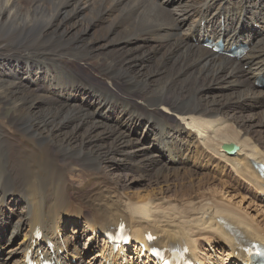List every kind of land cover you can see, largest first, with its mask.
<instances>
[{"label": "bare ground", "instance_id": "6f19581e", "mask_svg": "<svg viewBox=\"0 0 264 264\" xmlns=\"http://www.w3.org/2000/svg\"><path fill=\"white\" fill-rule=\"evenodd\" d=\"M0 26L56 40L35 58L0 42V105L14 108L0 112V264H161L142 254L149 233L202 264L251 261L242 249L264 245V0H0ZM121 172L153 178L130 191ZM218 175L260 204L244 210L234 185L197 191ZM122 222L131 240L116 248Z\"/></svg>", "mask_w": 264, "mask_h": 264}, {"label": "rangeland", "instance_id": "374dc122", "mask_svg": "<svg viewBox=\"0 0 264 264\" xmlns=\"http://www.w3.org/2000/svg\"><path fill=\"white\" fill-rule=\"evenodd\" d=\"M48 1L50 2V0H48ZM0 29H2L1 26H0ZM12 33H14V32H9L8 34H5L3 31L0 30V42H2V43L4 42L2 46H4V47L13 46V47L18 48V49H28L29 51H31L30 52L31 55H33V56H30L32 58H35L34 54L37 52L38 49L42 50L45 47L49 48L50 45H51L50 47L56 45V44L52 45V43H54L56 41L53 36H50L51 39L49 37H43V35H39V31H36V30H34V31H30V30L25 31L24 30V31H21V34H18V33L12 34ZM1 37H2V39H1ZM92 37H93V35L88 37V40L92 39ZM60 44L63 46V41H60ZM73 48H74L73 51L77 52L76 51L77 47L73 46ZM77 70H78V72H80V74H82L83 76L88 77L92 80H95V81L101 80L100 75L97 74L94 71V69H92V67L90 66V64H88L87 61H84V60H82V62L78 61L77 62ZM260 87L263 88L262 85H260ZM0 106H1L0 112L4 116L12 113V111H14L12 104H4V105H0ZM165 115L169 119L173 118L167 114H165ZM156 123L158 124V126L162 125L159 123V120H157ZM9 158H10V148L8 150V147H6V145H4V147H0V173L4 172L5 166L8 167V165H9L8 159ZM228 174H230V173H228ZM119 175H121V177H122V183H123L124 187H126V189H128L130 191H138L139 189L148 188V185H146L147 184L146 182L149 180V178H153L152 175L140 174V175L134 176V175H127L126 172H121ZM218 176H217L216 180L213 179V181L215 182L214 184L208 185L205 183L203 186L198 188L197 191H210L211 193H214L216 195H221V192H222L221 190L226 191V189L224 187H222L223 185H231V186L234 185L237 190H233V193H239V194H241L240 196L245 195L246 199L241 200L242 199L241 197H238L235 199V201H237L241 204V206L244 208V210H245V208L247 209L249 207V205H252V207H253L252 210H254L256 208V205L254 203L259 202L258 204H260V201H258L253 196L251 188L247 189L246 187H244L241 184V181L236 180V182H235L233 178H230L231 175L225 176V177H223L221 175H218ZM72 177L76 178L75 175H72ZM131 177H133V178H131ZM227 178L229 181L227 180ZM174 183H178V182L175 181ZM171 189L172 190L168 193V196H172L174 194L176 186H172ZM10 209H9V211H11ZM12 211H17V209L14 208ZM249 212H251V214H252L254 211L249 210ZM262 212H264V210H262ZM254 214H255V212L252 215H254ZM79 239H80V246L82 248H84V246H85L84 244H86V242H87L86 239L83 237H80ZM11 241L14 243V241H16V240L14 238H12ZM8 247H11V246H8ZM5 249H7V247ZM88 258L89 257H86V259H88Z\"/></svg>", "mask_w": 264, "mask_h": 264}, {"label": "water", "instance_id": "95a60500", "mask_svg": "<svg viewBox=\"0 0 264 264\" xmlns=\"http://www.w3.org/2000/svg\"><path fill=\"white\" fill-rule=\"evenodd\" d=\"M223 148L231 154L236 151L237 146L235 144H224Z\"/></svg>", "mask_w": 264, "mask_h": 264}, {"label": "snow or ice", "instance_id": "6c2138e0", "mask_svg": "<svg viewBox=\"0 0 264 264\" xmlns=\"http://www.w3.org/2000/svg\"><path fill=\"white\" fill-rule=\"evenodd\" d=\"M165 264H167V261L165 262Z\"/></svg>", "mask_w": 264, "mask_h": 264}]
</instances>
